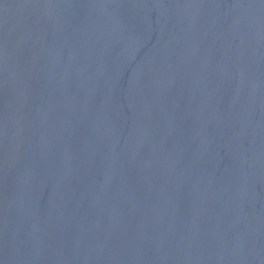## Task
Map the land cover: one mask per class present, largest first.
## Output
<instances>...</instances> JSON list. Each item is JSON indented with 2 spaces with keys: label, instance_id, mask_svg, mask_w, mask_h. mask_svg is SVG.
Segmentation results:
<instances>
[{
  "label": "water",
  "instance_id": "water-1",
  "mask_svg": "<svg viewBox=\"0 0 264 264\" xmlns=\"http://www.w3.org/2000/svg\"><path fill=\"white\" fill-rule=\"evenodd\" d=\"M0 264H264V0H0Z\"/></svg>",
  "mask_w": 264,
  "mask_h": 264
}]
</instances>
